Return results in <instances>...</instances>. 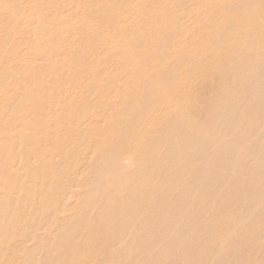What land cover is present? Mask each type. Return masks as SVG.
<instances>
[{
	"label": "rangeland",
	"instance_id": "374dc122",
	"mask_svg": "<svg viewBox=\"0 0 264 264\" xmlns=\"http://www.w3.org/2000/svg\"><path fill=\"white\" fill-rule=\"evenodd\" d=\"M258 1L263 2L0 0V264H74L78 244L85 242L78 236L92 232L90 225L80 224L83 229L73 233V226L85 215L93 223L107 212L114 220L97 235L117 239L109 241L107 251L86 250L81 264H142L159 253L161 247L140 246L149 242L148 233L114 230L122 225L121 206L134 207L142 199L132 188L139 181H121L140 163L135 152L143 143L137 126L134 154L115 149L124 138L112 135L121 97L132 84L146 86L154 75L153 94L140 96L160 104L156 114L165 117L162 125L180 127L185 111L205 97L215 62L230 56L210 52L199 44L201 37L226 25H250L234 8L248 9ZM164 12L173 16L166 33L179 39L159 66L132 63L129 55L137 42L161 33V16L151 15ZM194 62L209 72L201 75ZM164 72L173 74L166 80ZM162 96L169 106L161 105ZM60 233H79L71 241L70 259Z\"/></svg>",
	"mask_w": 264,
	"mask_h": 264
},
{
	"label": "bare ground",
	"instance_id": "6f19581e",
	"mask_svg": "<svg viewBox=\"0 0 264 264\" xmlns=\"http://www.w3.org/2000/svg\"><path fill=\"white\" fill-rule=\"evenodd\" d=\"M234 9L251 23L244 27L226 25L201 37L199 44L208 45L210 52L222 51L230 56L227 61L215 62L205 97L185 111L180 127L177 123L162 125L165 117L156 114L160 104L152 105L148 98H141L140 95L153 94L151 84L157 79L154 75L147 77L146 86L132 84L121 97L112 135L124 138L115 149L125 148L134 154V128L143 129V143L139 153L135 152L140 163L121 181H139L132 188L142 199L134 207L121 206L118 224L122 225H116L114 230L143 231L150 239L148 243L140 242L141 247H161L142 264H264V0L248 9ZM159 16L161 33L146 34L137 42L129 55L132 63L159 66L179 39L177 33H166L173 16L168 12L154 13L150 19ZM199 44L198 48H203ZM140 54L146 57L137 60ZM178 63L181 68L182 62ZM191 65L201 75L209 72L201 63ZM172 74L168 73L166 80ZM162 97L161 105L169 106L171 103ZM111 214L107 212L93 223L85 215L72 228L73 233L80 232V224H88L92 233H60L68 248L67 259L72 258L71 241L77 236L85 242L78 244L74 264H81L82 254L93 246L98 251L111 248L108 243L116 236L107 240L97 235L114 220ZM168 232L174 235L167 236ZM170 240L178 242H167Z\"/></svg>",
	"mask_w": 264,
	"mask_h": 264
}]
</instances>
